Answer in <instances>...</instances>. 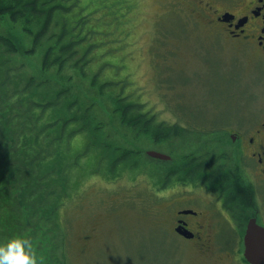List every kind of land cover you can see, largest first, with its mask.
<instances>
[{
	"label": "rangeland",
	"instance_id": "374dc122",
	"mask_svg": "<svg viewBox=\"0 0 264 264\" xmlns=\"http://www.w3.org/2000/svg\"><path fill=\"white\" fill-rule=\"evenodd\" d=\"M62 2L70 6L63 37L79 39L78 53H88L90 61L86 76L68 65L59 74L60 84L51 83L56 88L73 83L72 95L77 97L82 108L89 107V115L102 122L101 131L108 138L105 141L117 145L127 143L141 153L137 162L134 158L129 159L138 166L129 169L120 162L111 172L108 159L100 150L93 147L82 152L86 147L83 132L70 137L66 151L63 146L69 188L57 210V222L65 238L67 264H232L223 258L218 259L219 252L213 263L208 257L201 256L191 241L173 232V213L177 207L187 206L188 202H173V189L179 188L157 192L154 196L158 184L153 175L157 171L144 166L161 169L162 164L165 165L158 162L162 159L149 156L148 150L174 158L183 150L193 151L198 147L202 150L193 152L204 153V145L217 142L223 150L216 145L214 153L209 156L223 152L229 157L231 166H228L233 172L235 162L240 169L243 162L253 169L247 151H238L240 140H232L231 134L240 135V145L246 148L248 142L245 139L254 135L264 121V65L253 53L235 51L233 42L227 40L221 31L209 27L205 18L194 14L182 0ZM55 32L60 33L58 29ZM0 33L12 41L17 37L23 46L24 50L4 56L12 58L13 64L21 65L15 72L44 75L39 71L41 53L54 40L44 41L33 54L24 55L21 53H27L32 37L24 33L19 24L3 19ZM0 50V53H7L2 48ZM94 72H97V83L107 91L100 105L97 100L90 101L100 97L96 87L90 84V74ZM52 73L54 71L50 70L45 75ZM76 84L81 87L80 91ZM6 87L8 96L0 95V110L12 106L14 101L10 97V83ZM108 91L119 93L123 101L144 103L160 120H181L184 118L182 110L201 121H205L208 114V120L213 119L211 122L224 123L220 128L222 131L187 133L182 136L184 138L161 143L153 142L150 135L135 139L136 133L130 127L111 116L114 107ZM145 107L141 112H145ZM75 124L68 126L72 128ZM225 129L227 132H223ZM250 177L259 186L257 180L260 178L252 174ZM203 193L207 204L202 210L214 213L216 209L211 203L214 196ZM255 202L261 206L264 197L260 195L249 203L246 212L252 213ZM192 204L200 208V205ZM233 204L234 201L229 205ZM236 211L240 214V209ZM214 218L217 226L207 229L213 233L217 229L224 230L223 236L229 237L232 223L228 217L225 220L224 216L215 215Z\"/></svg>",
	"mask_w": 264,
	"mask_h": 264
},
{
	"label": "trees",
	"instance_id": "16d2710c",
	"mask_svg": "<svg viewBox=\"0 0 264 264\" xmlns=\"http://www.w3.org/2000/svg\"><path fill=\"white\" fill-rule=\"evenodd\" d=\"M69 10L70 6L64 5L62 0H0V21L7 19L19 24L22 31L32 37L31 47L25 51L27 53L21 54L31 55L44 41L54 40L41 53L39 71L44 75L39 77L34 73L15 72L21 65L13 64L12 58L4 56L16 54L23 46L17 37L12 41L0 33V48L7 52L0 53V95H7L6 86L10 83V97L14 100L12 106L0 110V243L15 235L30 236L38 254L44 255L46 264L68 263L57 210L68 195L69 171L63 162V150L65 148L66 151L70 137L83 132L86 147L82 152L93 147L100 150L108 159L111 172L120 162L129 169L138 166L136 158L141 154L127 143L117 145L105 141L108 138L101 131L102 122L89 115V107L82 108L77 97L72 95L73 83L64 84L61 88L51 83L60 84L59 74L68 65L77 68L82 76L88 74L90 58L88 53H78L76 45L80 40L73 36L69 39L63 37ZM55 29L60 33L57 34ZM50 70L54 73L45 75ZM90 84L100 94L98 99L90 101L94 103L97 100L100 105L107 91L97 83V72L90 74ZM76 89L80 91L81 87L76 84ZM109 93L114 107L111 116L130 127L136 133L135 139L150 135L153 142L161 143L172 138H184L182 136L187 133L222 131L220 128L224 123L211 122L213 119L208 120V114L204 117L206 120L201 121L182 110L184 118L169 122L157 119L144 103L123 101L119 93ZM144 107L145 112H141ZM74 122L75 126L69 128L68 125ZM216 145L222 149L217 142L206 144L204 153L196 154L193 152L196 148H193V151L183 150L167 161L158 160L165 164L161 169L150 165L144 167L157 171L153 176H156L158 186L192 182L205 184L210 190H220L227 205L234 209V215L246 219L252 215L246 212V207L255 200L254 193L251 196L253 185L244 176L238 162L234 163V172L231 170L229 157L223 152L209 156L214 153ZM199 150L202 149L198 147L196 151ZM132 158L136 162H130ZM232 201L234 204L229 205ZM244 201L248 202L243 204ZM238 209L240 214L236 211Z\"/></svg>",
	"mask_w": 264,
	"mask_h": 264
},
{
	"label": "flooded vegetation",
	"instance_id": "af4514ba",
	"mask_svg": "<svg viewBox=\"0 0 264 264\" xmlns=\"http://www.w3.org/2000/svg\"><path fill=\"white\" fill-rule=\"evenodd\" d=\"M182 2L190 6L194 14L203 16L209 27L215 31H221L227 40L233 42L235 51L253 53L254 57L264 65V0H182ZM262 131H264V121L261 127L255 130L254 135L244 138L248 142L246 148L240 145V135L231 134L232 140H240L238 151H247V156L252 161L253 169L244 162L241 168L253 185L255 199L260 195L264 197V135ZM251 174L260 178L257 180L259 186L251 179ZM260 186H262L261 189ZM171 188H179L173 189V202L180 204L188 202L187 206H179L173 213V232L177 236L191 241L196 251L201 256L208 257L213 263L216 260V253L219 252L218 259L223 258L232 264H251L244 256V234L251 218H254L258 225L264 226V203H261V206L259 202L252 204V215L245 219L234 215V209L227 205L224 194L220 190H210L205 184L171 182L164 186H157L154 196L157 192L163 193ZM201 190L214 196L211 200L216 209L214 213H205L202 210L207 201ZM192 203L200 205V208L197 209ZM184 210L191 212L184 213ZM214 214L224 216L225 220L228 217L231 221L229 237L223 236L226 232L224 230L217 229L216 233H213L207 229L209 226H217ZM206 215L209 216L206 218ZM180 230H187V235H183ZM221 254L224 255L221 256Z\"/></svg>",
	"mask_w": 264,
	"mask_h": 264
},
{
	"label": "clouds",
	"instance_id": "9594fccd",
	"mask_svg": "<svg viewBox=\"0 0 264 264\" xmlns=\"http://www.w3.org/2000/svg\"><path fill=\"white\" fill-rule=\"evenodd\" d=\"M0 264H46L30 236L15 235L0 243Z\"/></svg>",
	"mask_w": 264,
	"mask_h": 264
},
{
	"label": "water",
	"instance_id": "95a60500",
	"mask_svg": "<svg viewBox=\"0 0 264 264\" xmlns=\"http://www.w3.org/2000/svg\"><path fill=\"white\" fill-rule=\"evenodd\" d=\"M147 154L162 160L170 158L169 155L155 150H148ZM183 212L190 213L191 211L184 210ZM176 229L179 230V228ZM181 233L186 236L188 231H181ZM244 246V256L251 264H264V226L258 225L254 218H251L247 224Z\"/></svg>",
	"mask_w": 264,
	"mask_h": 264
}]
</instances>
